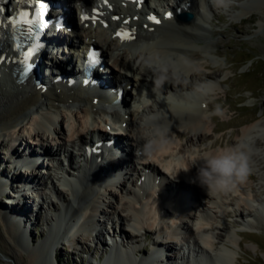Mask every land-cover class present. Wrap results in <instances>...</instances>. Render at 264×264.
Instances as JSON below:
<instances>
[{
	"label": "bare ground",
	"instance_id": "1",
	"mask_svg": "<svg viewBox=\"0 0 264 264\" xmlns=\"http://www.w3.org/2000/svg\"><path fill=\"white\" fill-rule=\"evenodd\" d=\"M112 1L117 4V11L108 12L107 17H100V20H98L100 22L81 21L78 18L74 33L76 36L75 43H78L79 48H88L91 45L101 48L106 61H109L108 67L113 69L123 82L129 84L131 90L134 88L135 91L138 87H145L147 88L145 93H147L149 98L151 95L156 96L157 99H151L153 104L149 110L158 112L166 117L176 143L170 152L159 156L155 163L148 162L142 156L137 155L136 152L139 143L133 140L136 121L131 109H125L124 115H120V110L113 105L95 104L89 99H85L87 94L84 89L69 88L57 91V89L55 90L52 87L49 89L48 94L43 96L46 98H43L37 90H32L28 84H18L11 75L15 64H12L13 58L8 45L9 40L3 34V42H0V57L3 53L6 55V59L0 65V69L6 71L7 82H10L11 85L0 81V147L7 142H12V144L4 151L6 155L3 156L6 160L0 161V196L4 195L10 187L9 191H12V195L16 198H20V200L29 198L32 202H28L27 199L24 200L22 208L5 206L3 213L11 216V218L8 217L9 220L6 219L0 209V223L2 225L5 224L4 232L0 230V237L6 243L12 239L19 244H26L25 239H29V231L33 229L35 222H37L38 210H42L38 208L36 202H39L40 196L42 197L44 193L35 192L27 197L21 188L27 183L37 181L40 176V182L37 183H40L38 185L41 186L45 180L43 176L47 172L45 170L39 171L37 174H33L35 176H32L31 180H27L25 172L20 173L17 166H11V162L14 159L11 154L19 155L20 158H23L24 155L31 158L30 154H36V151L32 150L27 155L25 152L30 149L26 148L11 149V146L15 145L14 142L19 141L17 139L22 135L23 129L21 125L24 127L28 125L33 130L34 138H30L26 144H33V140L46 141V143L49 140L52 141L51 144L48 143V146L54 145V143L57 144L58 148L55 152L64 150L69 160L70 170H72L70 171L69 180H73V173L77 175L78 180L75 184L76 186L66 182L63 184L65 188H61L63 191H67L69 187L74 190L73 199L65 197L61 191H56L54 196V199L62 201V204L66 207L65 211L73 214V221L66 219L63 214L59 213V209L53 202L54 200H49L50 198L46 196L45 203L48 210L52 211L50 214L43 213L45 215L46 234L42 235L44 239L38 247L28 252L25 264H56L57 245L61 244L60 235L64 234L66 229L63 230L62 225L65 222L67 225L74 223L75 216L78 214L84 221L92 225L93 216L98 214L99 218L95 216L97 219H104V223L100 225L104 226L105 231L106 225L112 229L113 235H111V238L115 241L113 243L115 247L122 246L124 248L125 245L129 247V244H133L131 250L124 251L125 256L109 259L108 251L113 249V247L111 248L105 243L106 239H103V232L93 239H86L84 235H80L78 237H82L80 240H82L83 245H87L88 241L97 248H101L103 244L107 245L106 248L104 247V254L102 253L101 257L98 256L96 258L98 263L92 262V264H184L188 261L187 258H190L187 264H201L198 258L202 256L207 258L208 264H235L234 255L230 247L223 248L226 251L224 258H221V249L216 247L217 243L211 241L202 243V240L197 238L192 227L193 221L197 216H200L210 223L211 228L209 230L214 234L215 239L221 237V234H219V231H221L226 234L225 238L228 242H233L235 234H232L228 229L216 225L213 226L209 216V214L212 215V208H206V204H212L214 206L213 209L218 211L217 213L221 215L227 214L223 203L219 202L220 198H225L226 194H220L219 197L208 196L205 189L193 182L197 171L195 167L188 172L181 171L176 180L170 179L161 171L162 168H170L174 171L177 165L187 160L188 149L193 146L203 147L202 143L209 141L212 134L216 132V126H209L214 124L213 119L206 114V110H213V102L204 106V103L202 104L203 95L197 91V88L194 91L196 82L198 84L203 82H205L203 84H208L220 79L217 70H211L210 73L208 72L209 74H204V70L206 71L209 68L205 61L202 60L201 63L196 61L195 63V59L200 58L201 52H209L210 45H199L200 41H197V35L206 33L213 35L208 31L209 29L207 30L205 25L209 20L206 14L209 11L211 12L215 5L210 3L209 0H175V4L177 3L178 7L183 8V4L188 5L185 10L191 12L194 18L188 23H181L176 21V19L165 20L164 18H159V25H153L140 17V12L137 11L134 4H124L121 0ZM192 2H196V5H193ZM72 3L80 5V8H88L92 7L93 0H73ZM246 3L248 4V2ZM246 5H241L239 15L235 17L237 20L249 13L250 10L246 8ZM157 8L162 11L164 8H170V4L165 3L163 0H158ZM145 9L152 13L148 5ZM72 15H74L73 11ZM115 15H117L118 21L112 20ZM70 16L71 13H69ZM260 26L262 27L263 25ZM124 31H128L132 38L125 40L117 35V33ZM142 46H151V48L162 53L167 60L174 62L172 65L174 73L170 75V79L162 87L156 86L155 74L146 69L141 58L135 54ZM39 59V66L42 68L44 65L43 56H40ZM44 70L45 75L42 78V84L47 85L51 78L48 71H46V67ZM52 78L54 79V76ZM210 86L212 88L210 93L216 91L214 86ZM40 98L43 99L37 105ZM111 101L108 102L112 103ZM216 102L219 105L222 104L219 99H216ZM34 106H36V110L31 112L34 110L32 109ZM65 110L68 111V114L64 113ZM109 114L118 122L119 134L125 136L129 142L131 149L130 151L128 149V154L131 153L129 157H131L132 163L128 164V166L131 167L135 178L128 176L124 178V184L112 183L111 187L101 189L96 187L98 182L91 181L89 178L90 173H95L96 176L99 174L96 169L91 167L88 170L81 168L75 160L73 152H69L68 149L75 147L77 148V153L84 151L85 147L93 144L92 139L95 132L101 138L107 139L108 136L102 132V129L105 130V128L100 124L102 123V118ZM238 135L239 141L245 139L250 143L255 153L252 157L251 169L257 170L264 184L263 116L256 122L243 126ZM184 139H186V146L181 143V140ZM120 144L121 140H119L118 145ZM231 145H233V142L213 141L210 144V148L206 150H212L217 146ZM83 157L89 158L86 154ZM189 167H191L190 164ZM62 169H64L63 166ZM95 180H98V178ZM253 180L254 177L250 174L247 181ZM146 182L148 183V189L143 190ZM3 183L6 187L2 185ZM249 187L251 186L244 183L239 185L233 193H239L242 196L246 195L249 201L258 204L259 209L254 211L250 209L248 211V217H254L256 211H264V198L250 195L247 192ZM189 190L194 192L193 197ZM114 192H117V194ZM115 194L118 199L114 200L116 202L114 205L107 201L109 200L107 197L115 199ZM33 198L36 201L32 200ZM192 203L195 205L193 206ZM27 204L38 210L33 212L31 209L29 213ZM104 204L106 206H103ZM158 212L162 213L159 217L157 215ZM56 217L57 220H54ZM186 220L191 222L192 228L187 226ZM78 227L80 228L81 226L78 225L76 228L79 231ZM82 227L86 226L82 225ZM151 232H154L155 235L156 233H165L166 237L163 243H169V246L164 248L165 251L154 243L153 238H151ZM179 233L183 235L180 241ZM107 234L110 235L109 231ZM138 236L147 239V244L151 245L152 250H148V246L147 250L143 252L136 241ZM5 237H7V240H5ZM157 239L160 240L161 238L157 237ZM75 242L71 239L65 246H74L73 253L76 255L75 248L80 247L79 243L81 241L78 244ZM177 246L179 247L178 249ZM153 249L163 254L160 260L156 256L151 255ZM57 263L61 264L59 259ZM205 264L207 263L205 262Z\"/></svg>",
	"mask_w": 264,
	"mask_h": 264
},
{
	"label": "rangeland",
	"instance_id": "2",
	"mask_svg": "<svg viewBox=\"0 0 264 264\" xmlns=\"http://www.w3.org/2000/svg\"><path fill=\"white\" fill-rule=\"evenodd\" d=\"M209 1L213 3V0ZM246 2H248V4ZM241 5H246V8L250 11L252 10V12L249 11V13L244 15L241 19L237 20L235 17L239 15L238 13L241 11ZM206 17L209 20L205 27L207 30L209 29L208 31L213 35H209V33L196 35L197 41H200L199 45H210L209 52H201L200 58L195 59V63L196 61L197 63H201L202 60L205 61L206 64L209 65V70H204V74H209L211 70H217L220 79L210 82V85L214 86L216 91L210 94L201 92L204 101H202V104L204 103V106L213 102V110H206V114L212 118L214 122V124H210L209 126H216V132L212 134L211 139L202 144L205 146L210 145L213 141L222 142V140L224 143L233 142L234 144L239 141L238 137L240 134L238 135V133L243 126L256 122L261 116L264 118V0H229L226 8L214 6L211 12L209 11L206 14ZM260 25L263 26L261 27ZM106 62L109 64L108 60ZM203 83L198 84L196 82L194 91ZM150 99L154 100L156 97L151 96ZM216 99H219L222 104H217ZM216 106H219L223 110L224 115L222 118L220 116L211 115ZM219 127L220 129H218ZM185 142L186 139L181 140V143L186 146ZM49 143L51 144V141H49ZM218 147L219 146L215 148ZM190 149L188 150L190 151ZM3 155L4 146H1L0 161L4 159ZM251 175H253L254 180L245 182V184L251 186L247 188V192L252 196L257 195L259 198H264V184L260 179L259 173L257 170L251 169ZM130 177L135 178L134 173H130ZM40 178L41 176L38 178L37 182H40ZM9 190L10 187L7 189V192H3L4 195L0 196V209L2 213L5 206H18L22 208L24 206L22 203L24 200L27 199L28 202H32L29 198L22 200L16 198L12 195V191ZM189 191L193 197L194 192L192 190ZM114 193L117 194V192ZM116 194L115 199L107 197V199H109L107 201L115 205V201L118 199ZM65 197L67 196L65 195ZM246 198V195L242 196L239 193L233 192L227 193L225 198L221 197L219 202L223 203L225 207L224 210H227V214L225 215L217 213L218 211L213 209L214 206L212 204H206L207 209L212 208V215L209 214V216L213 226L216 225L228 229L232 234H235L233 242L230 243L225 238L226 234L219 231L221 237L215 239V243H217L216 247L220 249L230 247L234 255L235 264H264V211L258 210V212H255L256 214L254 217H248V211L250 209L254 211L260 207L258 204L252 203ZM103 206L106 205L104 204ZM186 207L188 206L186 205ZM27 209L29 213L31 209L33 212L38 210L30 207L28 204ZM38 211L39 215L37 216V222H35L33 229L29 231V239H25L26 244H19L12 239L6 243L0 237V255L6 258L5 262L0 260V264H25L28 252L36 249L43 241L44 237H42V235L46 234V227L44 224L45 215H43L44 211ZM3 215L6 216L7 220H9L8 217L11 218L7 213H3ZM1 225L2 224H0V230L4 232L5 224L2 225L4 228ZM187 226L192 228L190 221H187ZM105 229L110 231L107 225ZM238 231L240 232L237 234ZM136 234L138 235L139 233ZM151 235V238H154L152 232ZM77 238L78 241L82 239V237ZM5 240H7V237H5ZM80 241V247L75 248L77 252L76 255L73 253L74 246L66 247L61 244L57 245L56 264H59L57 263L58 259L61 264L98 263L96 258L102 255V253L104 254L107 245L103 244L101 248H97L94 244H90L89 241L87 245H83L82 240ZM111 241L113 242V239L110 236V238L106 239L105 243L109 245ZM136 241L138 247L143 250V252L150 246V244H147V239H144L142 236H138ZM132 245L129 244L131 248H133Z\"/></svg>",
	"mask_w": 264,
	"mask_h": 264
},
{
	"label": "clouds",
	"instance_id": "3",
	"mask_svg": "<svg viewBox=\"0 0 264 264\" xmlns=\"http://www.w3.org/2000/svg\"><path fill=\"white\" fill-rule=\"evenodd\" d=\"M228 2L229 0H213L217 7L226 8ZM135 54L141 58L144 67L155 74L157 87H162L174 73L172 66L174 62L167 60L162 53L151 46H142ZM197 91L204 94L210 93L212 91L210 82L200 85ZM152 104L153 101L147 93H142L133 100L131 111L136 121L133 140L139 143V147L136 148L137 155L142 156L148 162L155 163L159 156L170 152L176 141L166 117L149 110ZM211 115L222 118L224 112L219 106H216ZM208 148L210 145L193 146L187 154V160L177 165L174 171L170 168H162L161 171L170 179L176 180L181 171L188 172L195 167L197 171L193 182L205 189L208 196L219 197L220 194L234 192L239 185L247 181L251 174L252 157L255 153L250 143L241 139L231 146L206 150ZM192 227L202 243L204 241L215 242V236L209 230L210 223L202 217L197 216ZM225 251V249H221V258H224Z\"/></svg>",
	"mask_w": 264,
	"mask_h": 264
},
{
	"label": "snow or ice",
	"instance_id": "4",
	"mask_svg": "<svg viewBox=\"0 0 264 264\" xmlns=\"http://www.w3.org/2000/svg\"><path fill=\"white\" fill-rule=\"evenodd\" d=\"M170 15V14H169ZM21 16H27V13H21ZM149 19H152L155 23H160L159 20H157L155 17H149ZM25 22H31V21H25ZM117 35L121 36L122 39H131L132 37L127 34V33H117ZM31 56V53L29 52L26 56H25V61H22V63H25V69H24V72H25V75L27 74V72L29 71L31 65H27L26 64V61L27 59ZM96 59H97V56H96V53H91L90 54V63L91 64H95L96 63Z\"/></svg>",
	"mask_w": 264,
	"mask_h": 264
},
{
	"label": "water",
	"instance_id": "5",
	"mask_svg": "<svg viewBox=\"0 0 264 264\" xmlns=\"http://www.w3.org/2000/svg\"><path fill=\"white\" fill-rule=\"evenodd\" d=\"M193 18V16L191 14H186V15H182L180 17V20L183 21V22H188V21H191ZM1 224V223H0ZM2 226V225H1ZM3 227V226H2ZM4 228V227H3ZM0 260H3L4 262L6 261V258L5 256L3 255H0Z\"/></svg>",
	"mask_w": 264,
	"mask_h": 264
}]
</instances>
